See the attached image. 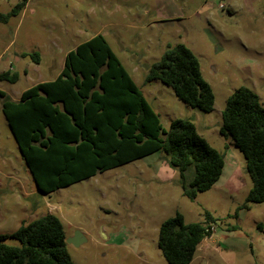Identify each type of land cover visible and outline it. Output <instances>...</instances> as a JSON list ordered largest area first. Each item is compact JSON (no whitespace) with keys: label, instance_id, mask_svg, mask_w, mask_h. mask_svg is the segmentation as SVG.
Here are the masks:
<instances>
[{"label":"rangeland","instance_id":"374dc122","mask_svg":"<svg viewBox=\"0 0 264 264\" xmlns=\"http://www.w3.org/2000/svg\"><path fill=\"white\" fill-rule=\"evenodd\" d=\"M20 0H0L5 14ZM101 33L139 87L163 127L190 119L224 157L212 187L191 200L182 194L178 170L156 151L50 193L38 191L2 113L0 97V233L13 232L51 212L63 223L72 261L79 264H168L158 247L161 222L179 212L185 222L214 217L189 264H264V202L241 207L251 187L241 151L219 133L227 97L239 86L264 106V0H27L0 20V80L13 98L53 79L65 53ZM182 43L200 61L214 93L210 112L188 106L160 81L145 82L148 67L167 45ZM39 55L38 63L31 54ZM193 170H188L191 176ZM65 238V239H66ZM9 245H19L13 237Z\"/></svg>","mask_w":264,"mask_h":264},{"label":"trees","instance_id":"16d2710c","mask_svg":"<svg viewBox=\"0 0 264 264\" xmlns=\"http://www.w3.org/2000/svg\"><path fill=\"white\" fill-rule=\"evenodd\" d=\"M27 0L9 12L17 15ZM38 63L39 55L31 54ZM18 73L7 69L0 80L14 83ZM145 82L160 81L188 106L210 112L214 93L203 78L200 61L182 43L167 45L147 70ZM2 113L20 154L41 193H50L114 167L162 151L179 173L182 194L195 199L222 173L223 154L188 118L177 117L163 127L106 38L97 33L66 52L53 79L38 82L12 100L3 91ZM219 133L229 137L245 159L251 187L241 207L264 202V106L250 88L237 87L226 99ZM192 169L191 176L188 170ZM185 222L181 213L164 219L158 247L168 264H189L200 241L209 237L215 220ZM13 237L19 245H9ZM61 220L47 212L0 233V264H79L72 261Z\"/></svg>","mask_w":264,"mask_h":264},{"label":"crops","instance_id":"0c3cea01","mask_svg":"<svg viewBox=\"0 0 264 264\" xmlns=\"http://www.w3.org/2000/svg\"><path fill=\"white\" fill-rule=\"evenodd\" d=\"M65 54H66V53H65ZM61 68H62V67H61ZM60 70H61V69H60ZM59 72H60V71H59ZM127 72H128V71H127ZM58 74H59V73H58ZM58 74H57V75H58ZM57 75H56V76H57ZM56 76H55V77H56ZM55 77H54V78H55ZM54 78H53V79H54ZM53 79H50V80H53ZM45 81H49V80H45ZM40 82H44V81H40ZM35 84H36V83H35ZM135 84H136V83H135ZM138 88H139V87H138ZM21 93H22V91L19 92L17 96H15V97H13V98H10V99H12V100H18L19 97H20V95H21ZM158 116H159V115H158ZM217 181H218V180H217ZM204 239H205V238H203V239L200 241V243H201L202 241H204ZM200 243H199V244H200ZM199 244H198V245H199ZM197 248H198V246L196 247V249H197ZM195 251H196V250H195Z\"/></svg>","mask_w":264,"mask_h":264},{"label":"water","instance_id":"95a60500","mask_svg":"<svg viewBox=\"0 0 264 264\" xmlns=\"http://www.w3.org/2000/svg\"><path fill=\"white\" fill-rule=\"evenodd\" d=\"M65 242H70L72 244L78 245L81 242V240L78 237H75V238H66L65 239Z\"/></svg>","mask_w":264,"mask_h":264},{"label":"built area","instance_id":"2783aa9c","mask_svg":"<svg viewBox=\"0 0 264 264\" xmlns=\"http://www.w3.org/2000/svg\"><path fill=\"white\" fill-rule=\"evenodd\" d=\"M212 230H213V228H212Z\"/></svg>","mask_w":264,"mask_h":264}]
</instances>
